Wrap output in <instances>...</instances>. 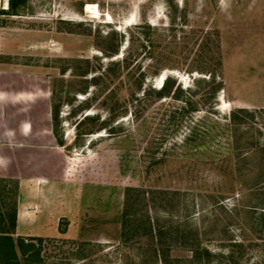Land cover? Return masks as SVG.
<instances>
[{
  "label": "rangeland",
  "instance_id": "rangeland-1",
  "mask_svg": "<svg viewBox=\"0 0 264 264\" xmlns=\"http://www.w3.org/2000/svg\"><path fill=\"white\" fill-rule=\"evenodd\" d=\"M18 2L0 4V209L43 176L59 233L15 264H166L155 238L122 236L126 185L185 192L150 214L203 254L177 243L167 264H264V0ZM167 75L191 105L143 93Z\"/></svg>",
  "mask_w": 264,
  "mask_h": 264
},
{
  "label": "trees",
  "instance_id": "trees-1",
  "mask_svg": "<svg viewBox=\"0 0 264 264\" xmlns=\"http://www.w3.org/2000/svg\"><path fill=\"white\" fill-rule=\"evenodd\" d=\"M9 7L15 8L19 2L18 0H8ZM12 13H15L12 11ZM118 48L113 49L110 54L117 52ZM206 79L205 76L198 77L199 80L205 79L210 83V87L206 92L207 95L213 96L218 89L221 87V81H215L214 75L211 73ZM138 87L142 88V82H138ZM154 91L158 97H163L166 95H171L174 98H180L181 93H187L184 96V102L191 105L192 97L198 92V89H193L192 86H187L184 88L181 86L180 82L175 83V78L170 75L165 76L160 87L155 88L154 86H149L148 89H144L143 93L150 94ZM57 113H54V118ZM185 194L184 191L179 189H167V188H149L126 185L124 189V203L122 210V236L128 238L134 233L139 235H146L155 238L158 244V256L162 259L164 263L169 261V250L170 248L177 244L182 243L184 245L191 246L194 257L201 256L203 252L198 247V241L195 237L196 233L190 232L189 229L181 227L179 224L173 225L169 220L160 221L159 218H153L150 214V207L156 208L157 206L168 207L179 204L181 201V196ZM141 205L143 213L141 216H133L134 206ZM184 204V203H183ZM133 231H132V230ZM134 232V233H132ZM40 241L42 237H37ZM36 254L39 252V247L35 249ZM206 253H209L208 249H204ZM15 264V262H14Z\"/></svg>",
  "mask_w": 264,
  "mask_h": 264
},
{
  "label": "crops",
  "instance_id": "crops-1",
  "mask_svg": "<svg viewBox=\"0 0 264 264\" xmlns=\"http://www.w3.org/2000/svg\"><path fill=\"white\" fill-rule=\"evenodd\" d=\"M41 177L43 176L32 175L29 180L20 182L25 193L22 191L17 195L14 209L10 210L11 215L7 209H0V234L9 235L12 238L13 250V257H0V264H14L17 257L27 255L34 247L35 239L32 237L59 233L58 218L54 219L57 216L55 212L58 210L53 207L50 209L49 185L46 183L47 179L44 177L45 181H41ZM52 186L57 187V183ZM7 227L10 231L6 230ZM48 229L53 230L48 232Z\"/></svg>",
  "mask_w": 264,
  "mask_h": 264
},
{
  "label": "bare ground",
  "instance_id": "bare-ground-1",
  "mask_svg": "<svg viewBox=\"0 0 264 264\" xmlns=\"http://www.w3.org/2000/svg\"><path fill=\"white\" fill-rule=\"evenodd\" d=\"M0 4H1V0H0ZM4 4H6V2ZM84 10L87 13H92L93 15L98 14V11H99L97 5L91 4V3H86Z\"/></svg>",
  "mask_w": 264,
  "mask_h": 264
},
{
  "label": "built area",
  "instance_id": "built-area-1",
  "mask_svg": "<svg viewBox=\"0 0 264 264\" xmlns=\"http://www.w3.org/2000/svg\"><path fill=\"white\" fill-rule=\"evenodd\" d=\"M7 1V0H6Z\"/></svg>",
  "mask_w": 264,
  "mask_h": 264
}]
</instances>
